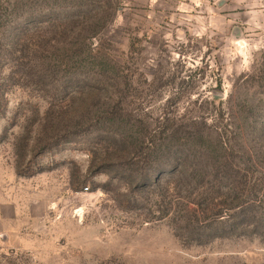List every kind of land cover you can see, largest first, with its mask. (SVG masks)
<instances>
[{
    "label": "rangeland",
    "instance_id": "374dc122",
    "mask_svg": "<svg viewBox=\"0 0 264 264\" xmlns=\"http://www.w3.org/2000/svg\"><path fill=\"white\" fill-rule=\"evenodd\" d=\"M0 162V264H264V0H0Z\"/></svg>",
    "mask_w": 264,
    "mask_h": 264
},
{
    "label": "crops",
    "instance_id": "0c3cea01",
    "mask_svg": "<svg viewBox=\"0 0 264 264\" xmlns=\"http://www.w3.org/2000/svg\"><path fill=\"white\" fill-rule=\"evenodd\" d=\"M1 163V162H0ZM3 180V178H0V181H2ZM5 235H9L8 233H6V232H4V236Z\"/></svg>",
    "mask_w": 264,
    "mask_h": 264
}]
</instances>
